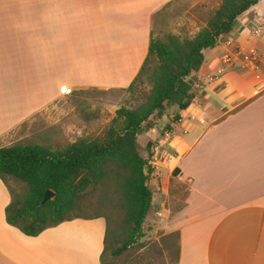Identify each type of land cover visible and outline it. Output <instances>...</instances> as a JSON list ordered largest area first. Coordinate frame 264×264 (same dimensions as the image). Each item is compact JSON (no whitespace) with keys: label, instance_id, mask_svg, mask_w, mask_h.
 <instances>
[{"label":"crops","instance_id":"obj_1","mask_svg":"<svg viewBox=\"0 0 264 264\" xmlns=\"http://www.w3.org/2000/svg\"><path fill=\"white\" fill-rule=\"evenodd\" d=\"M219 3L0 0V147H55L44 133L46 142H36L38 114L74 91L126 89L143 62L155 19L183 4L185 12L198 6L206 15ZM248 48L258 53L256 70L245 67L239 54L227 65L220 62L221 55ZM187 80L193 96L187 107L174 106L157 123L167 108L143 131L144 144L154 141L148 162L156 189H149L145 218L151 207L155 215L164 207L171 181L185 189L182 204L170 214L164 207L150 231L174 238L173 264H264V0L202 51L199 69ZM59 129L65 134L68 128L60 123ZM159 167L167 170L164 178ZM9 200L0 180V264H101L103 217L72 218L28 236L5 222Z\"/></svg>","mask_w":264,"mask_h":264},{"label":"trees","instance_id":"obj_2","mask_svg":"<svg viewBox=\"0 0 264 264\" xmlns=\"http://www.w3.org/2000/svg\"><path fill=\"white\" fill-rule=\"evenodd\" d=\"M257 1L220 0L191 38L167 35L161 40L151 34L143 62L126 90L132 91L142 77L149 88L135 107L121 106L114 111L100 138H80L55 148L20 143L0 147V180L10 196L4 208L5 222L34 236L65 220L101 216L105 221L101 264H107L105 254L114 259L136 243L142 237L141 224L150 204L146 180L152 172L148 163L152 142L145 144L143 158L136 135L150 128V117L159 118L169 106L177 110L187 107L193 97L187 76L199 69L202 51L229 34L234 19ZM176 119L177 114L171 121ZM171 173L174 175L175 168ZM9 182L17 184L19 191ZM47 189L53 196L40 203ZM96 191L95 207L109 202L111 217L81 213Z\"/></svg>","mask_w":264,"mask_h":264},{"label":"rangeland","instance_id":"obj_3","mask_svg":"<svg viewBox=\"0 0 264 264\" xmlns=\"http://www.w3.org/2000/svg\"><path fill=\"white\" fill-rule=\"evenodd\" d=\"M187 6V4H183L181 9L162 15L158 21L155 19L153 22V37L164 40L167 35L173 34L180 39L189 38L196 32L195 30L205 25L212 14L201 15L198 11V6L197 9L192 8L185 12L184 9ZM186 28L188 30H185ZM148 88L149 83L146 78L142 77L140 81L134 84L132 91H127L126 89H84L74 91L61 104L54 105L49 112L38 114L39 133L36 142L45 143V139L41 137L44 134H47L48 141H51V143H58V145H54L55 147L63 146L67 142L76 141L80 138H100L108 126L109 120L114 115V111L121 106L132 108L138 105L143 100ZM174 110V106H169L167 112L159 119L155 116L150 117L148 120L151 123L150 127H152L156 119L157 123L165 122L167 116ZM48 123H51L50 127L41 129L48 125ZM60 123H63L68 128L67 130L65 129V134H62L59 129ZM144 132L136 135L135 143L138 153L143 158H146ZM157 172L161 178H164L167 170L159 167ZM151 178L153 176L147 177L146 185L149 187L148 189L153 191L156 189L153 188L154 184L150 183ZM9 183L16 192L19 191L17 184L13 182ZM184 191V186L177 185L172 181L167 186L166 195L164 196V207L168 209L167 213L170 214L182 204ZM98 193L97 191L93 193L91 204L85 205L81 213L85 215L100 213L111 217L113 211L108 205L109 202H103L106 205L102 206V208L95 207L97 206ZM109 197H113V194H109ZM164 207L159 208L161 211H159L160 214L157 216L153 213V207H151L141 224L143 236L114 259L105 254L104 261L107 264H173L174 238L160 236V230L155 232L150 231V228L154 224L153 222L159 221L161 220L160 218L164 217L165 213L162 211Z\"/></svg>","mask_w":264,"mask_h":264},{"label":"built area","instance_id":"obj_4","mask_svg":"<svg viewBox=\"0 0 264 264\" xmlns=\"http://www.w3.org/2000/svg\"><path fill=\"white\" fill-rule=\"evenodd\" d=\"M238 54L241 55V60L245 67H249L253 70H256L258 68V53L255 48H248L243 52L235 50L231 53H225L220 57V62L227 65L231 62L232 57ZM156 215H159V213L156 212Z\"/></svg>","mask_w":264,"mask_h":264},{"label":"water","instance_id":"obj_5","mask_svg":"<svg viewBox=\"0 0 264 264\" xmlns=\"http://www.w3.org/2000/svg\"><path fill=\"white\" fill-rule=\"evenodd\" d=\"M52 196H53V193L50 190H48V189L45 190L44 193H43V195H42V198L40 200V203H43L46 200L52 198Z\"/></svg>","mask_w":264,"mask_h":264}]
</instances>
